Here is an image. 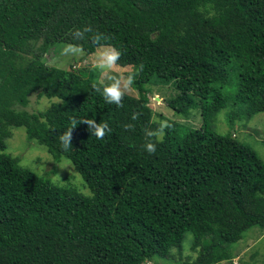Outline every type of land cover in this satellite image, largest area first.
Here are the masks:
<instances>
[{"label": "trees", "instance_id": "obj_1", "mask_svg": "<svg viewBox=\"0 0 264 264\" xmlns=\"http://www.w3.org/2000/svg\"><path fill=\"white\" fill-rule=\"evenodd\" d=\"M69 46L80 50L76 62L118 49L138 96L107 102L88 69L42 60ZM153 78L174 80L167 105L176 113L198 101L199 128L154 120ZM33 94L56 102L28 112ZM223 110L229 125L264 113V0H0V264H232L233 246L264 232V161L214 131ZM88 120L110 130L98 138ZM18 127L54 162H69L90 194L6 153ZM187 235L196 256L172 262Z\"/></svg>", "mask_w": 264, "mask_h": 264}, {"label": "rangeland", "instance_id": "obj_2", "mask_svg": "<svg viewBox=\"0 0 264 264\" xmlns=\"http://www.w3.org/2000/svg\"><path fill=\"white\" fill-rule=\"evenodd\" d=\"M29 46L36 51V44L32 43ZM106 47L108 46L97 48L95 53L81 62L74 61L81 56L80 50L71 46L63 48L61 53L57 51V48H54L44 55L42 60L47 65L65 69L69 68L70 65H75L76 68L84 67L98 77V81L104 84L109 82L107 76L102 75L100 70L94 67L93 62L96 59L97 53ZM65 49H74L75 51H65ZM131 69L132 67L130 66H116L110 71L109 75L122 77L123 93L137 97V92H135L131 85H128L126 89L123 87L127 80L126 73L131 71ZM145 88L148 90L149 107L154 114V120L164 122V125L175 123L174 127L176 126L181 131L189 128H199L201 126V113L197 100H195L194 105L189 109V115L178 114L166 104L168 101L174 99L177 94L174 80L165 81L153 78L146 84ZM28 99L29 103L24 108L28 112L44 111L52 102H56V99L49 100L44 97L38 99L36 94L30 95ZM213 128L217 134H232L240 142L252 148L264 161V113L253 115L247 123L244 120H237L232 125H229V116L226 110H223L214 119ZM11 133V138L6 142L7 148L5 152L12 154L14 157H18L22 166L29 168L39 176H43L46 172L51 182L55 185L74 188L85 196L90 194L89 190L84 187L80 176L75 172L69 162L63 161L56 163L43 146L35 142L27 143L24 128H14ZM158 136L161 138L162 133ZM191 238L190 235L184 238L182 257L174 250L173 255L175 257L171 259L172 262H177L179 258H181L180 260H184V256L186 255L188 259L196 256V253L190 250ZM233 249L238 253V257L233 260L232 264H238L240 257L249 260L253 252H258L256 255L258 259L256 264H262L264 262V232L259 234L256 228L249 230L244 238L233 246ZM159 264L169 263L160 262Z\"/></svg>", "mask_w": 264, "mask_h": 264}, {"label": "clouds", "instance_id": "obj_3", "mask_svg": "<svg viewBox=\"0 0 264 264\" xmlns=\"http://www.w3.org/2000/svg\"><path fill=\"white\" fill-rule=\"evenodd\" d=\"M65 51H75L74 49H65ZM121 52L115 47L108 46L104 48L102 51H99L96 55V59L93 62L94 67L99 69L102 75L107 76L108 83L101 84L97 87V91L101 94L103 99L107 102L114 103L119 105L123 91H122V77H117L113 75H109L110 71L116 67V62L120 59ZM132 82V77L129 76L124 83L123 87L126 89L128 85ZM167 104V103H166ZM86 122L89 125V131L92 135H95L98 138H103L105 132L109 129V125L107 123H96L95 121L88 120L82 121ZM81 123V122H79ZM164 122L161 123V127H163ZM147 135L152 136L154 133L148 132ZM71 138V130H69L65 135L61 138L64 142V146H71L70 144ZM145 149L148 153H154L156 151V145L152 142L145 144Z\"/></svg>", "mask_w": 264, "mask_h": 264}]
</instances>
